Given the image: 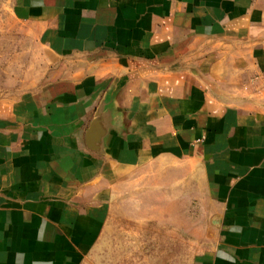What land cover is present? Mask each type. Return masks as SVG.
Listing matches in <instances>:
<instances>
[{
    "label": "crops",
    "instance_id": "1",
    "mask_svg": "<svg viewBox=\"0 0 264 264\" xmlns=\"http://www.w3.org/2000/svg\"><path fill=\"white\" fill-rule=\"evenodd\" d=\"M0 13L36 47L0 92V264H83L122 192L190 166L216 217L192 264H264V0Z\"/></svg>",
    "mask_w": 264,
    "mask_h": 264
},
{
    "label": "rangeland",
    "instance_id": "2",
    "mask_svg": "<svg viewBox=\"0 0 264 264\" xmlns=\"http://www.w3.org/2000/svg\"><path fill=\"white\" fill-rule=\"evenodd\" d=\"M34 45L17 34L10 16L0 13V92L30 69ZM188 170L179 178L154 175L152 182L140 181L122 192L104 237L83 264H192L211 249L213 205L199 171Z\"/></svg>",
    "mask_w": 264,
    "mask_h": 264
}]
</instances>
